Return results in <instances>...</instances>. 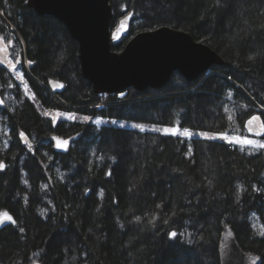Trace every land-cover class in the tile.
Wrapping results in <instances>:
<instances>
[{"label": "trees", "instance_id": "trees-1", "mask_svg": "<svg viewBox=\"0 0 264 264\" xmlns=\"http://www.w3.org/2000/svg\"><path fill=\"white\" fill-rule=\"evenodd\" d=\"M24 2L0 0V34L11 26L27 59L36 61L29 68L33 78L26 76L28 94L44 108L192 133L243 132L256 114L264 122V0H110L112 27L132 11L129 36L167 26L225 61L198 87L174 74L164 90L130 88L122 99L94 94L66 28ZM123 43L111 50L120 52ZM34 78L65 82L58 95L65 104L48 92L44 97ZM6 114L14 140L0 146L6 165L0 170V220L7 212L16 223L0 227V264H219L228 227L241 249L264 264V149L98 127L91 119L65 120V137L82 134L67 153L45 142L29 152L18 146L16 133L38 132L49 123L26 100Z\"/></svg>", "mask_w": 264, "mask_h": 264}, {"label": "water", "instance_id": "water-1", "mask_svg": "<svg viewBox=\"0 0 264 264\" xmlns=\"http://www.w3.org/2000/svg\"><path fill=\"white\" fill-rule=\"evenodd\" d=\"M25 5L40 17L56 19L67 29L71 39L78 44L81 75L96 95L120 94L130 88L139 93L159 91L167 86L174 74L192 84L207 77L213 67L225 65L223 58L208 45L195 41L185 31L167 26L138 32L120 52L112 51L111 45L129 36L134 13L129 12L131 16L125 14L112 27L113 9L109 0H25ZM9 56L4 40L0 41V66L10 68ZM65 86L59 80L50 79L47 89L58 95ZM5 108L0 96V109ZM254 116L259 120H253L249 125L253 116L247 119L246 132L262 138L264 122L259 114ZM81 135L78 133L65 139L54 136V152L67 153ZM8 222L4 221L0 227ZM218 258L219 264H262L260 256L241 249L230 227L223 235Z\"/></svg>", "mask_w": 264, "mask_h": 264}, {"label": "flooded vegetation", "instance_id": "flooded-vegetation-1", "mask_svg": "<svg viewBox=\"0 0 264 264\" xmlns=\"http://www.w3.org/2000/svg\"><path fill=\"white\" fill-rule=\"evenodd\" d=\"M110 2V0H109ZM25 4V2H24ZM111 4V3H110ZM26 6V5H25ZM113 9V8H112ZM32 10V9H31ZM33 11V10H32ZM34 12V11H33ZM35 13V12H34ZM36 14V13H35ZM37 15V14H36ZM38 16V15H37ZM124 16V15H123ZM121 16V17H123ZM44 17V16H42ZM49 17V16H48ZM120 17V18H121ZM52 18V17H51ZM119 18V19H120ZM54 19V18H53ZM118 19V20H119ZM134 19V17H133ZM56 20V19H55ZM117 20V21H118ZM57 21V20H56ZM117 23V22H116ZM133 24V23H132ZM131 24V25H132ZM114 27V26H113ZM67 30V29H66ZM68 32V31H67ZM15 33L13 30L11 31H4L2 32L0 35L1 37L3 38L2 40H4V43L5 45L8 47L9 49V57H10V61L13 63V64H16V71H17V68L18 70H20V72L22 73V75L24 76V82L25 84L28 86L29 83H28V79H27V75L28 76H31L30 75V71H29V68L32 67V65H34L36 63V61H33V64L31 63L30 64V67H28V59H27V56H26V48L22 45V48L21 46L19 45V41L18 39L20 40L19 36L18 38H16ZM17 33V32H16ZM138 33V32H137ZM69 34V32H68ZM18 35V33H17ZM130 35V34H129ZM70 36V34H69ZM134 35H131V36H128V37H133ZM9 41H11V43H9ZM123 41V40H122ZM121 41V42H122ZM78 45V44H77ZM23 50V58H24V61H25V67H23V62H22V55L18 53L17 50ZM123 49V48H122ZM16 55V57H15ZM21 60V61H19ZM17 61H19V63H17ZM13 72L14 70L10 67V68H4L2 66H0V80L2 81L1 84H0V96L1 98L4 100L5 102V105H6V108L5 109H1L0 111V114L3 115V122H6L7 124V128L9 130V134L7 136H2V138L0 139V146H3L4 149L6 148H9L11 146V143L13 142L14 140V136L13 134L11 133V129H10V125H9V122L7 121L8 119V115L6 114V110H8L9 108H13L11 106H8L7 105V102L5 101V98H4V95L6 93V89L7 88H11V91L14 93V96L16 97L15 99V102H17V99L19 100V102H23V101H30L33 103L34 107H35V104L34 102H37L39 105L40 103L35 99V96L33 95H30L28 94V88H26V91L24 90L23 92L20 91V87H17L18 84L15 83L14 85V88L11 87V84H10V81L11 80H15L14 79V75H13ZM32 77V76H31ZM33 78V77H32ZM8 80V82H3V81H6ZM50 80V79H49ZM48 80V81H49ZM36 81V79H35ZM48 81L46 84H42L41 82L39 83L40 87L44 89V91L42 92L43 96L46 97L47 94L45 92H48L49 94H51L52 96H54L55 98L59 99L60 102L62 104H65L59 97L58 95L62 94V93H65V87L63 88V90L58 94V95H55L53 94L52 92H50L48 89H47V86H48ZM60 81V80H59ZM63 82V81H61ZM65 84V82H63ZM23 99V101H21ZM19 105V104H18ZM18 105H16L15 107H17ZM44 105H40V107L45 110V114L42 113L40 114L39 111L37 110V108L35 107L36 111L38 112L39 114V117L44 120V121H47L49 123V128H41L38 132H36L35 130H29L28 132H23L24 135L26 136V138H22V136L20 135V133L22 132H18L16 133V139L17 141L19 142L18 143V146L21 147L23 150H26V151H33L35 148H37L39 145L44 144L45 145H48V146H51L52 149H53V142H52V139L54 136H57V137H62L65 139V119H62L59 117V112L61 113H64L65 110L62 109V107L60 106H55L54 108H44L43 107ZM14 107V108H15ZM13 108V109H14ZM52 113L53 116H49L47 115L46 113ZM36 132V133H35ZM44 136V137H43Z\"/></svg>", "mask_w": 264, "mask_h": 264}, {"label": "rangeland", "instance_id": "rangeland-1", "mask_svg": "<svg viewBox=\"0 0 264 264\" xmlns=\"http://www.w3.org/2000/svg\"><path fill=\"white\" fill-rule=\"evenodd\" d=\"M136 22L134 21V24H135ZM10 26V25H9ZM10 28V30H13L15 33H13V34H15V36H16V38H18V35H17V33H16V31L10 26L9 27ZM136 34V33H135ZM134 34V35H135ZM0 37H1V35H0ZM20 38V37H19ZM130 40V37H127L126 39H124L123 41H122V45L125 47V45L127 44V42ZM18 41H19V45L21 46V48H22V43H21V40H19L18 39ZM123 47V48H124ZM18 51V53L19 54H21L22 55V62H23V67H25V61H24V58H23V50L21 49H19V50H17ZM15 57H16V55H15ZM19 61H21V60H19ZM28 67H30V64L28 63ZM26 68V67H25ZM17 72H19L21 75H17ZM13 75H14V81L13 80H11L10 81V84H11V87H13V89H15L14 88V85H15V83H17L18 84V86L17 87H20L21 89H20V91L21 92H23L24 90L26 91V88H27V85L25 84V82H24V76L22 75V73L20 72V70H18V68H17V71H16V69L14 70V72H13ZM35 79V78H34ZM203 79H204V77L203 78H200L195 84L197 85L196 87H198L200 84H201V82L203 81ZM36 82L39 84L41 81L40 80H37L36 79ZM42 83V82H41ZM43 84V83H42ZM163 90H164V88H163ZM4 95V98H5V101L7 102V105L8 106H11V107H15L16 105H18V104H20V102H19V100L17 99V102L18 103H16L15 102V99H16V97L14 96V93L11 91V88H7L6 89V93L5 94H3ZM126 95V93L124 92L123 93V96H121V93L120 94H117V98H119V99H122L124 96ZM21 101H23V99L21 100ZM34 104H35V107L37 108V110L39 111V113L40 114H42V113H44L45 114V110H43L41 107H40V105L37 103V102H34ZM12 108V109H13ZM99 108H101V107H99ZM11 108H9V110H10ZM60 114H59V117L60 118H62V119H65V120H67V121H76V120H80V121H84V117L83 116H78L77 114H75V113H66V112H64V113H61V112H59ZM47 115H49V116H53V114L52 113H46ZM69 116H74L75 117V119L73 120V119H69L68 117ZM3 115L2 114H0V139L2 138V136H7L8 134H9V130H8V128H7V124H6V122H3ZM97 120H101L102 122L101 123H99V124H97L96 123V121ZM111 121H113L112 119H104V118H93L92 119V122H93V124H95L96 126H98V127H100V126H114V127H119V128H126V129H137V130H140L139 128H137V127H134L133 125H142L143 127H144V132H153V133H159V134H164L163 133V128L164 127H161V126H157V125H149V124H136V123H133V122H127V121H118V120H115L116 121V123H112ZM123 125V126H122ZM154 128H156V129H160V131H154L153 129ZM174 128H176V127H174ZM178 129H179V131H178V133L176 134V135H180L179 133H182V131H181V129L178 127ZM197 133H199V132H193V135L192 136H194V137H196V138H202V137H200ZM164 135H170V134H164ZM228 136V140H227V142H229V141H232L231 143H233L234 145H236V146H239L240 148H242V149H244V150H247V151H249V152H251V151H259L260 149H264V148H259V147H253L252 145H244V144H240V143H237V142H235L234 140H233V138L234 137H239L240 139H250V140H253V141H258L259 143H264V139H258V138H256V137H253L252 135H249L247 132H246V130L245 131H240V132H234V133H232V134H230V135H227ZM202 139H205V138H202ZM221 138H216V139H209V140H220ZM254 225L255 226H257L256 224H257V219H254ZM205 264H207V263H205Z\"/></svg>", "mask_w": 264, "mask_h": 264}, {"label": "snow or ice", "instance_id": "snow-or-ice-1", "mask_svg": "<svg viewBox=\"0 0 264 264\" xmlns=\"http://www.w3.org/2000/svg\"><path fill=\"white\" fill-rule=\"evenodd\" d=\"M129 16H131V13H129ZM121 25L123 26V21H121ZM2 37H0V41H2ZM9 43H11V41H9ZM249 60H252L253 57L249 56L248 57ZM17 63H19V61H17ZM29 64L32 63V61H28ZM9 66L15 70L16 69V64H13L11 61H9ZM17 75H21L19 72H17ZM121 96H123V93H121ZM69 119H75L74 116H69L68 117ZM84 121H90L92 118L89 117V116H85L84 118ZM253 120H259V117L258 116H253L249 121H248V124L250 125L252 123ZM102 121L101 120H97L96 123L99 124L101 123ZM112 123H116L115 120L111 121ZM123 126V125H122ZM134 127H137L140 129V131H144V127L142 125H133ZM261 128L264 129V124L261 125ZM154 131H160V129H156L154 128L153 129ZM179 129L178 127L176 128H170V127H164L163 128V133L164 134H170V135H176L178 133ZM180 135L184 136V137H191L193 135V133L190 131L189 128H184L183 132L182 133H179ZM200 137L202 138H205V139H216V138H221V139H224V140H228V136L224 133H220V134H210L209 132H199L197 133ZM259 134V133H257ZM21 136L24 135V133H20ZM74 139V138H72ZM233 140L237 143H240V144H244V145H252L253 147H259V148H264V143H259L258 141H253V140H250V139H240L239 137H234ZM68 141H65V143H67ZM229 142H232V141H229ZM191 154V147L189 146V155ZM4 164L2 162H0V170H2L4 168ZM106 175H111V170H109ZM209 184H211V181H209ZM102 194V193H101ZM3 216V219L0 220V224H2L4 221H10L12 222L13 224L16 223L15 220H13L12 216L9 215L7 212H4L2 214ZM136 220H140V217L137 216L136 217ZM151 223V221H150ZM19 231L21 233H23L25 230L24 228H20ZM170 237L171 238H175L177 233L176 232H171L169 233Z\"/></svg>", "mask_w": 264, "mask_h": 264}, {"label": "built area", "instance_id": "built-area-1", "mask_svg": "<svg viewBox=\"0 0 264 264\" xmlns=\"http://www.w3.org/2000/svg\"><path fill=\"white\" fill-rule=\"evenodd\" d=\"M99 107H101V105H98Z\"/></svg>", "mask_w": 264, "mask_h": 264}, {"label": "bare ground", "instance_id": "bare-ground-1", "mask_svg": "<svg viewBox=\"0 0 264 264\" xmlns=\"http://www.w3.org/2000/svg\"><path fill=\"white\" fill-rule=\"evenodd\" d=\"M97 107L99 108V106L97 105Z\"/></svg>", "mask_w": 264, "mask_h": 264}]
</instances>
